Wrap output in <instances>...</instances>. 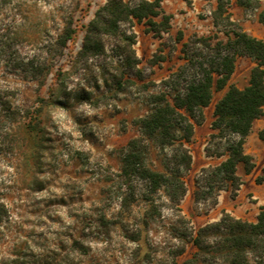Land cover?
Wrapping results in <instances>:
<instances>
[{"label": "rangeland", "instance_id": "obj_1", "mask_svg": "<svg viewBox=\"0 0 264 264\" xmlns=\"http://www.w3.org/2000/svg\"><path fill=\"white\" fill-rule=\"evenodd\" d=\"M108 1L0 0V90L10 94L9 107L17 112L0 121V204L7 208L0 264H182L197 251L191 235L200 226L224 212L256 219L258 196L264 199V182L256 181L260 166L246 175L238 165L245 183L239 196L229 188L195 198L201 171L226 158L213 156L205 165L214 103L228 86L214 89L187 143L193 162L184 174L180 211L164 191L153 194V205L144 200L141 184L136 199L126 200L120 149L140 135L136 120L150 111L149 94L168 90L167 81L191 79L199 62L210 64L235 24L264 39V0L251 6L231 0L230 21L218 26L217 0H163L173 16L168 32L157 36L146 21L123 22L120 34L100 35L101 53L82 52L90 23ZM8 58L31 62L38 71H23ZM255 64L238 56L228 85L247 86ZM258 122L264 116L246 142L254 161L264 149ZM218 142H211L213 150ZM159 154L153 147L150 166L161 168Z\"/></svg>", "mask_w": 264, "mask_h": 264}, {"label": "trees", "instance_id": "obj_2", "mask_svg": "<svg viewBox=\"0 0 264 264\" xmlns=\"http://www.w3.org/2000/svg\"><path fill=\"white\" fill-rule=\"evenodd\" d=\"M162 1L138 0L132 4L125 0H109L90 23L82 52L101 53L104 48L100 35L120 34L123 22L146 21L150 31L157 36L168 32L173 16L163 10ZM258 1L237 0L243 6H251ZM230 4L231 0H217L213 14L216 26L224 20L230 21ZM157 17H161V20L156 21ZM259 21L264 23V9L259 13ZM232 33L233 37H228L226 42H219L221 50L225 52L222 54L221 50L218 51V60L214 59L208 65L199 62L197 72L191 79L183 84H169L167 81L168 90L149 94L150 111L136 120L140 135L131 138L120 149V176L130 188L127 201L136 199V187L141 184L147 189L141 193L144 200L153 205V194L164 191L181 210L179 204L187 192L184 174L191 169L193 162L187 143L192 140L195 124L204 120V108L211 103L214 89L221 90L226 86L227 91L215 103L211 124L214 132L205 149L208 156L226 158L201 171L195 198L199 201L213 198L229 188L234 197L238 195L243 184L237 173L238 165L243 164L247 174L256 165L254 157L245 152V143L254 121L264 116V40L250 35L236 24ZM70 38L69 34L67 39ZM131 41L134 43L133 37ZM238 56L250 57L256 63L249 84L244 88L228 85ZM8 59L23 71H38L31 62ZM189 61L193 63L192 59ZM135 63L137 59L132 60V64ZM9 95L0 90V121L4 117L14 118L17 113L9 107ZM260 138L264 141V129L260 132ZM213 140L219 141L215 150L210 146ZM153 147L160 152L161 168L148 163ZM256 181L258 184L264 182V166ZM154 211H157L155 206ZM6 214V206L0 204V221ZM182 220L187 221L183 217ZM191 241L197 251L182 264H264V206L260 208L256 222L224 212L219 220L197 228L191 235Z\"/></svg>", "mask_w": 264, "mask_h": 264}, {"label": "crops", "instance_id": "obj_3", "mask_svg": "<svg viewBox=\"0 0 264 264\" xmlns=\"http://www.w3.org/2000/svg\"><path fill=\"white\" fill-rule=\"evenodd\" d=\"M255 37H257V38H260V39H262L260 36H258V35H254ZM264 40V39H263ZM222 97V96H221ZM220 97V98H221ZM219 98V99H220ZM218 101V100H217ZM216 101V102H217ZM215 102V103H216ZM215 103H214V107H215ZM257 121H262V117L261 118H259V119H256L255 121H254V124H255V122H257ZM253 124V125H254ZM258 124H259V127L260 126H264V122H258ZM249 136V135H248ZM261 141H263L261 138H259ZM246 142H247V139H246ZM264 142V141H263ZM247 148V146H246V143H245V152L247 151V152H249V154L250 153H252V150L251 149H246ZM257 154H259V156H258V161H254L255 162V167H259L260 166V171H262V169H263V166H264V149L262 150V151H257ZM252 155V154H251ZM254 157V156H253ZM214 163V157L213 156H207V160L205 161V165L206 166H208V165H211V164H213ZM251 173H246V175H250ZM242 185H245V183H243ZM240 192H241V188H240V190H239ZM256 195H258L257 193H256ZM239 196V195H238ZM259 197V201H258V204H259V209H258V211L255 213L254 212V214L256 215V219H250V220H248V221H252V222H256L257 221V216H258V214H259V211H260V208L262 207V206H264V199L263 198H261L260 196H258ZM218 199H221V196H219V198ZM233 214H236V212H232ZM239 218L240 217H242V216H238ZM237 217V218H238ZM245 216H243V218H244Z\"/></svg>", "mask_w": 264, "mask_h": 264}]
</instances>
